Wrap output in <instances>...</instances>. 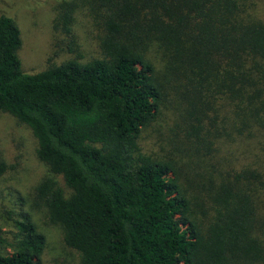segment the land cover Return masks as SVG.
Masks as SVG:
<instances>
[{"label":"trees","instance_id":"trees-1","mask_svg":"<svg viewBox=\"0 0 264 264\" xmlns=\"http://www.w3.org/2000/svg\"><path fill=\"white\" fill-rule=\"evenodd\" d=\"M77 9L89 59L73 56ZM53 30L71 58L24 73L0 15V113L69 189L45 178L34 202L77 264H264V0H62ZM165 97L185 111L181 165L138 145ZM10 220L0 264H39L43 235Z\"/></svg>","mask_w":264,"mask_h":264},{"label":"rangeland","instance_id":"rangeland-1","mask_svg":"<svg viewBox=\"0 0 264 264\" xmlns=\"http://www.w3.org/2000/svg\"><path fill=\"white\" fill-rule=\"evenodd\" d=\"M61 1L0 0V15L12 18L20 32L21 46L17 55L24 73H37L51 64L71 58L65 49L56 51V45L64 46L61 42L65 41L64 36L53 30V20ZM72 28L73 42L77 46L73 56L82 59L95 57L97 29L84 10L77 9ZM164 100L161 113L141 130L139 149L152 158L172 159L181 165L186 158L182 157L178 147L182 125L179 114H185V111L178 101L166 105L169 100L166 97ZM36 148V141L24 124L0 113V228L9 238V232L13 231L10 218L25 213L44 237L39 264H77L78 254L63 243L61 228L49 223L43 207L34 202L35 187L48 177H52L66 194L70 192L61 177L52 175L37 159Z\"/></svg>","mask_w":264,"mask_h":264}]
</instances>
